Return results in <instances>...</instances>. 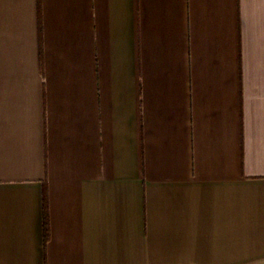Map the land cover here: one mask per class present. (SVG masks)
Instances as JSON below:
<instances>
[{
	"label": "crops",
	"instance_id": "crops-1",
	"mask_svg": "<svg viewBox=\"0 0 264 264\" xmlns=\"http://www.w3.org/2000/svg\"><path fill=\"white\" fill-rule=\"evenodd\" d=\"M0 264H264V0H0Z\"/></svg>",
	"mask_w": 264,
	"mask_h": 264
},
{
	"label": "trees",
	"instance_id": "trees-1",
	"mask_svg": "<svg viewBox=\"0 0 264 264\" xmlns=\"http://www.w3.org/2000/svg\"><path fill=\"white\" fill-rule=\"evenodd\" d=\"M46 232H47V224H46Z\"/></svg>",
	"mask_w": 264,
	"mask_h": 264
}]
</instances>
